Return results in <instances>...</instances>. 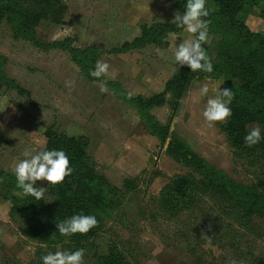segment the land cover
Wrapping results in <instances>:
<instances>
[{
  "label": "rangeland",
  "instance_id": "rangeland-1",
  "mask_svg": "<svg viewBox=\"0 0 264 264\" xmlns=\"http://www.w3.org/2000/svg\"><path fill=\"white\" fill-rule=\"evenodd\" d=\"M36 1L41 0H28L26 7L36 5L34 28L42 45L70 39L77 49L101 48L98 60L110 66L107 81L133 97L164 92L168 81L187 66L170 58L173 37L178 45L188 36L183 30L170 33L165 46L123 50L125 43L140 37L143 25L173 23L174 14L183 13L176 0H61L62 7L56 9ZM263 11L264 0H252L237 19L264 36ZM221 40L209 30L202 44L213 69L223 61L221 55L228 57ZM0 57L5 58L9 80H0V264H42L41 255L57 248H83L84 264H106L112 247L122 264H264V219L235 209L233 196L207 184L210 187L188 210L172 211L163 203V191L173 181L203 178L171 153L172 140L264 196V139L237 149L223 130L229 117L209 127L202 116L208 97L200 95L201 86L206 84L211 96L214 89L225 88L223 76L213 79L211 73L197 70L177 109L171 94L151 109V115L169 127L162 144L134 106L119 100L109 87L100 92L96 80L82 75L68 51L16 36L1 16ZM239 69L250 84L264 81L258 71ZM253 127L264 136L259 119L247 125L245 134ZM50 132L82 141L94 170L92 183L67 176L100 216L98 227L87 236L59 234L56 223L67 216L48 181L36 182L45 187L47 209L39 208L40 213L31 196L16 186L12 166L25 152L51 149Z\"/></svg>",
  "mask_w": 264,
  "mask_h": 264
},
{
  "label": "trees",
  "instance_id": "trees-1",
  "mask_svg": "<svg viewBox=\"0 0 264 264\" xmlns=\"http://www.w3.org/2000/svg\"><path fill=\"white\" fill-rule=\"evenodd\" d=\"M25 1V2H24ZM42 1V2H41ZM40 5L46 8L56 9L62 7L61 0H41ZM252 0H207V4L214 5L218 10L210 11L209 30L222 37L221 48L227 51L222 56L221 61L216 65L209 75L210 78L217 79L221 76L225 79V88L233 91L231 101V115L228 122L223 126V130L228 135L230 142L237 149H245L243 137L247 125L258 119L264 124V81L250 84L241 78L239 68L247 66L253 71L263 74L264 79V36L254 34L249 31L244 22L237 19L245 5ZM186 0H176V6L183 12ZM28 0H0V16L4 17L14 34L32 42L34 45L49 47H58L70 53L73 62L78 66L82 75L88 80H97L89 75V70L95 67V62L99 59L102 49L97 47H88L86 49H77L73 47L72 41L66 39L61 42H54L50 45H42L37 39L34 22L36 5L32 8L26 7ZM264 17V11L262 12ZM181 28H177L175 23H155L152 25H143L141 35L132 43H125L123 50H133L143 48L149 44L165 46L168 42L170 33H180ZM4 57H0V80L9 82L4 71ZM194 77V72L186 66L171 80L168 81L164 92L152 97L144 98L141 95H129L119 84L107 81V87L111 88L119 100L134 106L139 117L144 121L150 132L165 144L169 137V127L160 124L157 119L151 115L150 111L154 106L163 105L166 102V95L174 96L175 107L179 105V99L184 94L187 86ZM7 82V83H8ZM50 148L63 149L69 156L72 175L76 180L85 182H95L94 170L90 166V161L85 152L82 141L70 138L66 135H60L55 132L48 133ZM169 150L176 157L193 167L198 173L203 175L199 182L190 179H178L163 191V203L166 208L172 211H184L191 208L195 203L197 196L210 187L214 186L217 191L233 196L235 199L234 208L242 210L245 215H257L264 219V196L255 193L252 189L233 181L223 171L216 169L206 160L199 158L192 152L187 151L176 140H172ZM210 186H208V185ZM53 195L59 201V207L62 214L67 217L82 213L85 215H95L97 225H99V215L95 204L91 199L81 197V192L69 183L67 176L62 182L50 186ZM32 205L39 212V208L47 209L44 200H35L30 197ZM31 205V206H32ZM94 227V228H95ZM93 230V229H91ZM90 230V231H91ZM89 231V232H90ZM87 236V233L84 234ZM121 255L115 247L111 248L110 255L104 258L106 264H122L118 259Z\"/></svg>",
  "mask_w": 264,
  "mask_h": 264
},
{
  "label": "clouds",
  "instance_id": "clouds-1",
  "mask_svg": "<svg viewBox=\"0 0 264 264\" xmlns=\"http://www.w3.org/2000/svg\"><path fill=\"white\" fill-rule=\"evenodd\" d=\"M207 0H186L183 13L177 11L171 22L177 28H181L188 34L187 38L177 45L176 38L173 37L171 45V60L177 65H187L192 72L197 70L205 73L213 71V65L206 54V49L202 44H206L209 35L210 20L207 19L211 9L206 6ZM109 64L106 61L97 60L95 67L89 70L91 77L97 78L99 91H108L107 78L109 76ZM66 85H71L73 81H66ZM200 95L207 96L202 116L209 127L213 122L224 121L231 115V104L233 91L228 88L214 89V94L208 96L209 88L205 84L200 88ZM264 136L261 129L253 127L244 135V143L251 147L258 144ZM24 158L19 159L12 166V173L15 176L16 186L24 195L31 196L39 201L44 197L45 187L37 186L38 180H46L48 186L62 182L66 176H70L73 169L70 166L69 156L63 149H41L34 153L25 152ZM95 215H85L82 213L73 214L56 223L59 234L63 237H70L74 234L88 233L97 225ZM85 250L77 248L75 250L57 248L55 251H48L41 255L42 264H84Z\"/></svg>",
  "mask_w": 264,
  "mask_h": 264
}]
</instances>
